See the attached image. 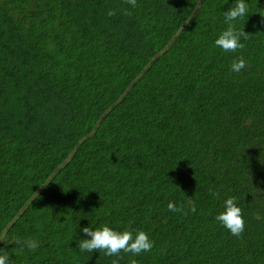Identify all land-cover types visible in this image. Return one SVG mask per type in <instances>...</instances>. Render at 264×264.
<instances>
[{
    "label": "trees",
    "instance_id": "trees-1",
    "mask_svg": "<svg viewBox=\"0 0 264 264\" xmlns=\"http://www.w3.org/2000/svg\"><path fill=\"white\" fill-rule=\"evenodd\" d=\"M234 3L0 0L11 264H264V0H246L235 24L248 38L225 52L213 41ZM237 57L246 66L233 73ZM227 196L238 236L214 219ZM88 223L144 230L153 246L81 252Z\"/></svg>",
    "mask_w": 264,
    "mask_h": 264
},
{
    "label": "clouds",
    "instance_id": "clouds-1",
    "mask_svg": "<svg viewBox=\"0 0 264 264\" xmlns=\"http://www.w3.org/2000/svg\"><path fill=\"white\" fill-rule=\"evenodd\" d=\"M247 11L246 0H235L234 6L223 11L226 26L213 41L216 47L225 52H233L243 47L242 40H246L248 36L245 31L236 26L235 21L245 17ZM245 66V59L237 57L229 64V69L233 73H239ZM215 195L216 193L213 192V196ZM168 207L175 211L171 203L168 204ZM214 219L232 235L238 236L243 231L244 219L235 197L227 196L224 198L222 210L215 214ZM80 232L84 236L77 240L76 247L81 252L99 250L104 255L118 257L120 252H130L133 255L148 252L153 246V241L144 230H118L108 224L92 227L88 223L80 228ZM13 243L21 250L26 248L29 251L36 249L38 246V242L33 238L14 239ZM0 264H11L9 253L4 248H0ZM112 264H117V260L114 259ZM132 264H136V262L133 260Z\"/></svg>",
    "mask_w": 264,
    "mask_h": 264
}]
</instances>
